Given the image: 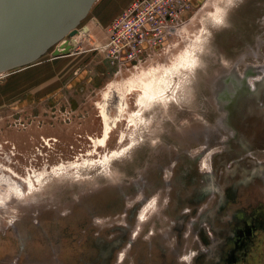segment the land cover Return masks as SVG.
<instances>
[{
	"label": "rangeland",
	"instance_id": "obj_1",
	"mask_svg": "<svg viewBox=\"0 0 264 264\" xmlns=\"http://www.w3.org/2000/svg\"><path fill=\"white\" fill-rule=\"evenodd\" d=\"M103 1L95 0L76 27L77 41L70 51L54 54L59 42L72 38L67 35L36 60L0 72V264H68L67 253L76 248L61 239L65 262L52 245L38 244L31 254L17 252L16 247L28 234L46 231L55 237L58 219L77 214L72 218L86 223L93 210V221L103 227L131 223V240L142 234L134 252L127 254L136 257L138 245L144 248V242L156 236L155 227L166 230L186 210L181 205L166 217L173 199L188 196L184 191L174 196L172 183L157 184V191L134 211L144 195L134 187L142 181L148 185L145 181L157 179L159 171L169 182L174 169L192 159L205 171L202 174L212 172L233 148L236 94L264 80V0H190L164 44L130 64L119 62L109 51V28L134 0L108 19L99 17ZM187 56L197 61L194 67ZM154 76L163 82L146 96L142 83ZM113 90H120L123 100L110 107L107 144L97 145L95 139L103 137L105 128L101 103ZM247 153L245 157L264 160L263 146ZM18 185L27 191L20 192ZM214 200L211 194L194 206L182 223L188 232L194 220L199 219L195 227L204 223L197 214ZM146 205L148 220L140 221ZM43 223L53 227H40ZM261 237L264 232L256 231L249 238L247 255L262 252ZM185 238V247L198 245L191 235ZM244 251L234 253L242 260ZM191 252L185 260L194 257V249Z\"/></svg>",
	"mask_w": 264,
	"mask_h": 264
},
{
	"label": "flooded vegetation",
	"instance_id": "obj_2",
	"mask_svg": "<svg viewBox=\"0 0 264 264\" xmlns=\"http://www.w3.org/2000/svg\"><path fill=\"white\" fill-rule=\"evenodd\" d=\"M249 88L235 97L236 117L233 125L236 135L232 139L231 153H226L223 159H219L212 172L202 174L205 171L199 170L196 160L192 159L174 169L175 177L173 175L169 182L160 176L159 171L157 179L145 181L150 182L148 185L142 181L134 187L135 190L144 192L143 203L135 204L134 211L140 210L152 191H157V184L172 183L176 189L174 196L178 197L182 191L188 196L182 201L176 197L173 199L169 211L164 212L165 216L172 217L173 211L181 205H186V210L179 213L177 221L174 219V224L166 227V230L155 227L156 231L153 232H156V236L152 235L150 241H145L144 248L138 245L140 251L138 250L136 257L127 254L134 252L142 234L132 241L131 223L103 227L93 221L94 210L89 213L86 223H79L72 218L77 214L65 220L58 219L54 225L55 237L47 235L46 231L40 236L26 235L29 251L32 253L38 244L47 248L52 245L60 249L61 261L65 262L60 246L70 243L76 249L74 253H67L68 264H264V237H261L262 252L257 251L258 255L254 250L247 255L246 250L249 238L256 231L264 232V160L255 155L245 157L253 146L264 147V80L255 81ZM198 192H203V195L193 201V198L199 196ZM211 194L215 195V200L208 208L209 211H199L197 214L200 219H204V223L199 227H195L199 225V219L192 223L194 229L191 232L195 235L192 239V233L182 223L188 214L194 212V206L205 201ZM48 226L53 227L51 224ZM48 226L45 223L40 225ZM206 226L209 228L208 232L204 229ZM173 227L174 230H171ZM183 228L185 229L182 231ZM188 235H191L190 240L198 243L197 246L185 247L188 242L185 236ZM59 239L63 244L59 243ZM85 244L87 247L83 248ZM240 248L245 249L242 260L238 253H234V250ZM192 249L194 257L189 261L185 260L189 253L190 257ZM45 254L51 253L47 249Z\"/></svg>",
	"mask_w": 264,
	"mask_h": 264
},
{
	"label": "water",
	"instance_id": "obj_3",
	"mask_svg": "<svg viewBox=\"0 0 264 264\" xmlns=\"http://www.w3.org/2000/svg\"><path fill=\"white\" fill-rule=\"evenodd\" d=\"M94 1L0 0V72L30 63L64 36L76 35ZM72 47L66 39L54 54Z\"/></svg>",
	"mask_w": 264,
	"mask_h": 264
},
{
	"label": "built area",
	"instance_id": "obj_4",
	"mask_svg": "<svg viewBox=\"0 0 264 264\" xmlns=\"http://www.w3.org/2000/svg\"><path fill=\"white\" fill-rule=\"evenodd\" d=\"M190 0H134L115 17L109 28V51L119 62L141 61L157 51ZM19 264V263H18Z\"/></svg>",
	"mask_w": 264,
	"mask_h": 264
},
{
	"label": "bare ground",
	"instance_id": "obj_5",
	"mask_svg": "<svg viewBox=\"0 0 264 264\" xmlns=\"http://www.w3.org/2000/svg\"><path fill=\"white\" fill-rule=\"evenodd\" d=\"M76 36H78L77 34L72 36V38H69V43L73 46V42H76ZM80 36V35H79ZM66 40V39H65ZM62 40L61 42H59L58 47L60 48V45L65 41ZM72 40V42H71ZM187 61L189 63H191V66H195V59L194 57L191 56H187ZM197 65V64H196ZM161 82H163V78H157L156 76H154L153 78H149L148 81L142 83V88L144 89V94L146 96H152L153 95V90L156 86H158V84H160ZM123 100V96H122V92H120V90H113L112 92H107L105 95V100L103 101V103H101V108H102V115L105 119V128H104V135L103 137H99L97 139H95V142L97 145H105L108 142L109 136H110V131H111V123H110V118L111 115L109 113L110 107L111 105H114L116 102H121ZM121 107V106H120ZM123 110V109H122ZM114 123L117 122V118L115 117V119H113ZM118 152L116 150L113 151V153ZM109 155V154H108ZM7 168V167H5ZM10 171V170H7ZM13 176H15L16 178H18L21 181H25L26 177L24 176H20L18 173H12ZM10 181H12L11 178H8ZM14 182H12L13 185ZM30 186H33L32 183H29ZM10 188H13V186H10ZM17 189H20V192H26L27 191V187L26 188H22L21 185L17 186ZM2 206V204H0V207ZM150 207V206H149ZM149 207L146 205L145 207L142 208L141 212H140V216L139 219L140 221H146L148 220V211H149ZM152 208V207H151ZM137 232V230H136Z\"/></svg>",
	"mask_w": 264,
	"mask_h": 264
},
{
	"label": "crops",
	"instance_id": "obj_6",
	"mask_svg": "<svg viewBox=\"0 0 264 264\" xmlns=\"http://www.w3.org/2000/svg\"><path fill=\"white\" fill-rule=\"evenodd\" d=\"M130 1L131 0H104L102 5L100 6L101 14H100L99 17L100 18L101 17L102 18L107 17V19L110 18L112 15H115L120 10L121 7L127 5L128 2H130ZM102 13H104L106 15L102 16ZM89 29H91V27H89ZM33 238L34 237H32V239ZM12 239H14V238H12L10 236L8 237V241L10 243H13ZM25 246H26V250H25ZM16 248H17V252L23 253L24 250H25L26 253L31 254V252L29 251V248H28V244L26 245V241L24 243H22V244H18V246Z\"/></svg>",
	"mask_w": 264,
	"mask_h": 264
}]
</instances>
